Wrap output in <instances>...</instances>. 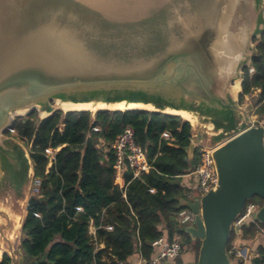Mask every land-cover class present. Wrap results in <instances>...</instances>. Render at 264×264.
I'll return each instance as SVG.
<instances>
[{
  "label": "water",
  "instance_id": "1",
  "mask_svg": "<svg viewBox=\"0 0 264 264\" xmlns=\"http://www.w3.org/2000/svg\"><path fill=\"white\" fill-rule=\"evenodd\" d=\"M263 33L264 0H0V171L17 193L27 186V199L30 156L14 154L6 133L23 115L51 116L53 104L144 105L210 120L219 141L207 146L225 142L213 152L218 184L186 203L195 222L182 230L200 242L192 264H231L233 224L255 197L264 224V126H252V107L239 101ZM107 111L116 112H97ZM200 141L193 133L188 159ZM19 253L20 264H36Z\"/></svg>",
  "mask_w": 264,
  "mask_h": 264
},
{
  "label": "trees",
  "instance_id": "2",
  "mask_svg": "<svg viewBox=\"0 0 264 264\" xmlns=\"http://www.w3.org/2000/svg\"><path fill=\"white\" fill-rule=\"evenodd\" d=\"M254 43V73L244 69L239 101L243 105L250 98L255 115L264 120V33ZM96 127L101 131L94 132ZM126 127L135 131L136 142L146 150L151 169L137 177L127 169V187L122 190L115 182L116 157L111 146ZM165 132L173 141L162 137ZM6 135L17 136L25 143L34 174L42 179L40 202L27 212L21 228L20 251L29 263L117 264L135 254L151 260L155 256L152 242L161 236L173 240L176 235L180 236L182 254L189 251V245L198 256L200 242L193 241L173 222L175 214L187 209L189 200L183 176L200 163L198 149L188 159L193 137L189 122L150 111L93 114L58 110L40 120L34 111L27 118H17ZM101 139L108 144L107 152L97 147ZM49 147L60 150L46 173L45 151ZM249 202L263 204L258 197ZM91 221L97 228L96 240L89 234ZM261 230L264 224L250 222L242 229L243 240L254 239ZM233 239L234 233L228 251ZM96 244H104V248L97 250ZM176 263L181 264L180 259ZM0 264H12V259L5 253ZM254 264H264L263 247Z\"/></svg>",
  "mask_w": 264,
  "mask_h": 264
},
{
  "label": "built area",
  "instance_id": "3",
  "mask_svg": "<svg viewBox=\"0 0 264 264\" xmlns=\"http://www.w3.org/2000/svg\"><path fill=\"white\" fill-rule=\"evenodd\" d=\"M250 68V73L253 74L254 70ZM250 103V98H246ZM248 106V104H246ZM251 105V103H250ZM252 106V105H251ZM253 117L252 126H256L257 123L264 126V120H261L257 115H255L256 108L252 106ZM62 128V127H61ZM94 132H100L101 129L96 127L93 129ZM16 135V131H13ZM90 137V132L88 133ZM162 137L168 141H173L169 132H165ZM225 143V142H223ZM223 143L216 146L203 145L202 142L196 145V149L199 150L200 163L197 168L190 172L189 174L183 176L182 185L188 191L187 197L188 202L193 201L196 198H201L206 195L212 188L218 184V175L215 168V163L213 159V152L220 147ZM107 142L103 139L100 140L98 148L104 149L107 152ZM112 150L116 157V185L120 189L125 190L127 184L125 182L124 173L127 169H131L134 172L135 177L139 176L141 173H148L151 169V165L148 162L146 150L139 146L136 142L135 131L131 127H126L112 143ZM60 148L54 149L52 147L47 148L45 151V157L48 160L46 167V173L49 172L50 168L56 161V154ZM41 188L42 179L36 177L33 174L28 195V200L31 198L41 199ZM259 206L255 202H247L242 214L233 224L234 239L232 241V247L229 252V256L233 257L231 259V264H248L252 258V254L242 237V229L247 226L250 222H257L254 219L256 212L259 210ZM83 209H79L82 212ZM173 222L177 228H184L192 226L195 222V215L189 210L185 209L173 217ZM107 229L112 230L111 227ZM97 228L95 227L93 221L89 224V234L93 237L96 236ZM259 234L264 235V230H261ZM97 250H98V245ZM153 250L155 251V256L151 260H145L141 255L137 264H160L162 262H172L176 261L181 257L183 253L180 236L176 235L173 240H169L165 236H161L151 244ZM12 259V255L8 254ZM13 264V262H12ZM117 264H133L130 260L117 261Z\"/></svg>",
  "mask_w": 264,
  "mask_h": 264
},
{
  "label": "rangeland",
  "instance_id": "4",
  "mask_svg": "<svg viewBox=\"0 0 264 264\" xmlns=\"http://www.w3.org/2000/svg\"><path fill=\"white\" fill-rule=\"evenodd\" d=\"M251 101V100H250ZM251 103V102H250ZM250 103L245 100L242 106H251ZM252 107V106H251ZM51 110L58 111L61 110L59 105H52ZM62 111V110H61ZM64 112V111H63ZM65 113V112H64ZM93 114L95 112H92ZM38 118L43 119L42 115L38 113ZM28 116H21L20 118H27ZM251 117L253 115L251 114ZM182 118V117H181ZM198 118V119H197ZM197 118L192 117L193 124L189 121L182 118L183 121L189 122L193 127V133H200L202 135V144L210 145L219 141L218 138H214L213 134L218 133V130L212 129V122L210 120H203L202 117L197 116ZM195 119V120H194ZM212 135L211 141L208 142V134ZM226 132V131H225ZM230 132V131H229ZM13 139L7 142V147L14 150V154H19L20 152L26 151L29 154V149L23 141H21L17 136H7ZM224 137V136H223ZM221 139H225L224 138ZM201 142V141H200ZM199 142V143H200ZM198 143V144H199ZM0 249L4 250V253L11 254L12 256L17 253L21 241V229L20 231H15V226L18 224H23V218L26 215V207L28 205V198H25L24 193L26 192V187L24 188L23 194L17 193L10 186L6 179V175L0 171ZM18 220V221H17ZM22 222V223H21ZM18 223V224H17ZM186 249L193 250L191 246H187ZM188 253V252H186ZM181 255V258L184 259L188 254ZM3 256V253L0 254V258ZM183 256V257H182Z\"/></svg>",
  "mask_w": 264,
  "mask_h": 264
},
{
  "label": "bare ground",
  "instance_id": "5",
  "mask_svg": "<svg viewBox=\"0 0 264 264\" xmlns=\"http://www.w3.org/2000/svg\"><path fill=\"white\" fill-rule=\"evenodd\" d=\"M239 83L236 84V86L233 88V91L236 92L239 89ZM60 109L64 111L65 113L68 112H82V111H89V112H97V111H103L106 109H110L112 111H143V110H154L152 106H144V105H129L126 106L124 103L121 104H115L111 105L110 107H107L106 105L98 104V105H92V104H71V103H64V104H58ZM171 115L179 116L184 118L185 120L189 121L193 124L192 116L187 112L182 111H167ZM24 112H19L18 115H23ZM49 113L43 114V119L49 117ZM198 119V118H197ZM195 120V119H194ZM18 221V220H17ZM22 223V222H21ZM18 224V223H17ZM21 224H18L15 226V231H20ZM4 253L3 249H0V254Z\"/></svg>",
  "mask_w": 264,
  "mask_h": 264
},
{
  "label": "crops",
  "instance_id": "6",
  "mask_svg": "<svg viewBox=\"0 0 264 264\" xmlns=\"http://www.w3.org/2000/svg\"><path fill=\"white\" fill-rule=\"evenodd\" d=\"M255 96H256V94H255ZM251 105H252V102H251ZM26 216H27V212H26V215L23 218V222H24ZM162 227H163L162 229L164 230L165 235H167L166 234L167 233V231H166V225H163ZM245 243L248 245V248H249V250H250V252L252 254V258H251V260H250V262L248 264H254V259H255L256 255L258 253L259 248L260 247H263L264 248V235L258 234L257 237H255L252 240H246ZM103 248H104V244H99L98 245V250L99 249H103ZM19 252H20V244H19V247L17 249V253L12 256V262H13V264H20L19 263V258H20V253ZM186 252H188V253H186ZM186 252H184V254L186 253L188 255L185 256L184 259L181 258V257L179 258L181 264H192V263H195L196 260H197V255L195 253L194 248H193V250H189V251H186ZM4 254L5 253H3V255ZM184 254H183V256H184ZM1 258H0V260H1ZM139 258H140V255L139 254H135L129 260L131 261V263L137 264Z\"/></svg>",
  "mask_w": 264,
  "mask_h": 264
}]
</instances>
